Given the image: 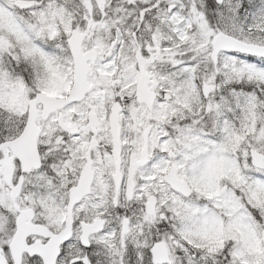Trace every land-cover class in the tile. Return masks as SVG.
I'll return each instance as SVG.
<instances>
[{
    "label": "snow or ice",
    "instance_id": "snow-or-ice-1",
    "mask_svg": "<svg viewBox=\"0 0 264 264\" xmlns=\"http://www.w3.org/2000/svg\"><path fill=\"white\" fill-rule=\"evenodd\" d=\"M0 264H264V0H0Z\"/></svg>",
    "mask_w": 264,
    "mask_h": 264
}]
</instances>
